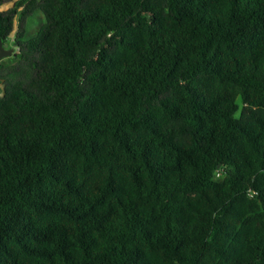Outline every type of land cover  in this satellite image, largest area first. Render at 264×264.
<instances>
[{"label":"trees","instance_id":"trees-1","mask_svg":"<svg viewBox=\"0 0 264 264\" xmlns=\"http://www.w3.org/2000/svg\"><path fill=\"white\" fill-rule=\"evenodd\" d=\"M12 37L0 264H264V0H0Z\"/></svg>","mask_w":264,"mask_h":264},{"label":"rangeland","instance_id":"rangeland-1","mask_svg":"<svg viewBox=\"0 0 264 264\" xmlns=\"http://www.w3.org/2000/svg\"><path fill=\"white\" fill-rule=\"evenodd\" d=\"M12 4H7V5H4L3 7H1L2 9H7L8 7H10ZM42 16V15H41ZM41 16H37V17H35V18H33L32 19V26H31V28H30V32H34L37 28H38V25L40 24V18H41ZM10 48H13L14 49V51H15V46H13V37H12V39L10 40V44H9V47H8V49H10ZM14 54V53H13ZM13 54H11L10 56H6V57H4V58H2L1 60H0V63L2 64V65H4V64H8V63H11V62H13L14 61V58H13ZM0 91H2V86L0 85Z\"/></svg>","mask_w":264,"mask_h":264},{"label":"water","instance_id":"water-1","mask_svg":"<svg viewBox=\"0 0 264 264\" xmlns=\"http://www.w3.org/2000/svg\"><path fill=\"white\" fill-rule=\"evenodd\" d=\"M8 47L9 44L3 43V41L0 39V60L14 53V49L13 48L8 49Z\"/></svg>","mask_w":264,"mask_h":264}]
</instances>
